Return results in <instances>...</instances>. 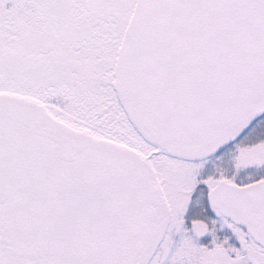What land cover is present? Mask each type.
<instances>
[{
    "label": "snow or ice",
    "instance_id": "snow-or-ice-1",
    "mask_svg": "<svg viewBox=\"0 0 264 264\" xmlns=\"http://www.w3.org/2000/svg\"><path fill=\"white\" fill-rule=\"evenodd\" d=\"M0 264H264V0H0Z\"/></svg>",
    "mask_w": 264,
    "mask_h": 264
}]
</instances>
